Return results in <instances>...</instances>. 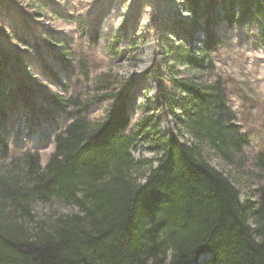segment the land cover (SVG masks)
Returning a JSON list of instances; mask_svg holds the SVG:
<instances>
[{
	"label": "trees",
	"instance_id": "1",
	"mask_svg": "<svg viewBox=\"0 0 264 264\" xmlns=\"http://www.w3.org/2000/svg\"><path fill=\"white\" fill-rule=\"evenodd\" d=\"M188 1L194 15L203 14V0ZM220 6L264 42V0ZM173 84L181 93L178 134L191 141L154 135V160L130 154L147 117L130 128L125 105L114 104L95 121L88 106L70 111L44 166L37 152L29 161L19 157L10 171L0 165V264H264V150L246 164L249 138L234 124L221 82ZM15 91L32 103L29 84L10 87L0 55V120ZM207 150L229 165L236 182L257 180L255 202H241L234 180L211 166ZM54 199L76 211L33 216L35 202Z\"/></svg>",
	"mask_w": 264,
	"mask_h": 264
},
{
	"label": "rangeland",
	"instance_id": "2",
	"mask_svg": "<svg viewBox=\"0 0 264 264\" xmlns=\"http://www.w3.org/2000/svg\"><path fill=\"white\" fill-rule=\"evenodd\" d=\"M188 2L0 0V55L8 83L33 90L31 104L23 103L18 91L9 96L0 120V165L10 171L19 157L29 161L37 152L44 166L70 111L88 106L95 121L114 104L125 105L130 128L147 117L130 154L135 161L154 160V135L191 141L187 133L178 134L181 93L173 83L215 81L225 88L234 124L249 138L243 155L251 163L264 150V42L254 27L229 21L220 0H203L198 17ZM103 78L112 81H97ZM206 159L234 180L242 203L255 202L256 179L236 182L219 155L210 151ZM54 200L35 202L33 216L54 219L76 211Z\"/></svg>",
	"mask_w": 264,
	"mask_h": 264
}]
</instances>
